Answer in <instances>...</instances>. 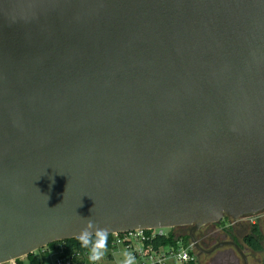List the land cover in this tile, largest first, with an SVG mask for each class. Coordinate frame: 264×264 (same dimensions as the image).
I'll use <instances>...</instances> for the list:
<instances>
[{
  "label": "water",
  "instance_id": "water-1",
  "mask_svg": "<svg viewBox=\"0 0 264 264\" xmlns=\"http://www.w3.org/2000/svg\"><path fill=\"white\" fill-rule=\"evenodd\" d=\"M263 209L264 0H0V264Z\"/></svg>",
  "mask_w": 264,
  "mask_h": 264
},
{
  "label": "flooded vegetation",
  "instance_id": "flooded-vegetation-1",
  "mask_svg": "<svg viewBox=\"0 0 264 264\" xmlns=\"http://www.w3.org/2000/svg\"><path fill=\"white\" fill-rule=\"evenodd\" d=\"M180 228V236L190 238L193 233L209 264H246L245 259L248 264H264V209L239 219L225 215L217 223Z\"/></svg>",
  "mask_w": 264,
  "mask_h": 264
},
{
  "label": "built area",
  "instance_id": "built-area-1",
  "mask_svg": "<svg viewBox=\"0 0 264 264\" xmlns=\"http://www.w3.org/2000/svg\"><path fill=\"white\" fill-rule=\"evenodd\" d=\"M157 236L169 237L165 229L113 234L111 249L107 250V252L113 251L119 246H124L131 252V258L136 264H198V254L191 241L186 244L180 239L175 245L170 244L156 249L152 244H147V242ZM66 250L65 242H57L55 247H45L33 255L41 264H49V262L45 261L48 258L51 260L50 264H72L74 259L85 261L88 264H102L104 258L106 261L109 260V256L102 254L106 251L87 250L77 252L74 255H66ZM5 264H17V260ZM27 264L30 263L28 262Z\"/></svg>",
  "mask_w": 264,
  "mask_h": 264
},
{
  "label": "trees",
  "instance_id": "trees-1",
  "mask_svg": "<svg viewBox=\"0 0 264 264\" xmlns=\"http://www.w3.org/2000/svg\"><path fill=\"white\" fill-rule=\"evenodd\" d=\"M180 239L183 240L184 243H188L190 241L189 236L183 237H175L171 234L169 237L166 236H157L155 239L150 240L147 244H152L154 248L158 249L159 247H164L170 244L175 245ZM113 241V235H103V236H93L91 237V242L82 243L80 239H71L64 241L67 246L66 255H74L77 252H83L87 250H98V251H107L111 249V244ZM57 243L51 244L50 246L55 247ZM30 264H41L39 260L35 257V255H29L28 257ZM17 264H23L21 260H17ZM72 264H88L85 261H81L79 259H74Z\"/></svg>",
  "mask_w": 264,
  "mask_h": 264
},
{
  "label": "rangeland",
  "instance_id": "rangeland-1",
  "mask_svg": "<svg viewBox=\"0 0 264 264\" xmlns=\"http://www.w3.org/2000/svg\"><path fill=\"white\" fill-rule=\"evenodd\" d=\"M166 233L170 236L173 234L176 238L180 236L182 230L180 227L174 228V229H165ZM188 234V233H187ZM183 237H186L187 235L183 234L181 235ZM115 252V260H108L106 262H103L102 264H136L135 261L131 258V252L127 250L124 246H119L117 249L113 250ZM112 251V252H113ZM102 254H107L106 252H103ZM49 264L51 263V260L48 258ZM23 264H27L29 262L28 258H23L22 260ZM209 259L206 256L201 255L198 252V264H209ZM171 264V263H169Z\"/></svg>",
  "mask_w": 264,
  "mask_h": 264
},
{
  "label": "clouds",
  "instance_id": "clouds-1",
  "mask_svg": "<svg viewBox=\"0 0 264 264\" xmlns=\"http://www.w3.org/2000/svg\"><path fill=\"white\" fill-rule=\"evenodd\" d=\"M92 227H93V224L89 220V223H88L86 229L84 231H82V233L80 234V237H79V239L82 243H85V242L90 243L91 242V233L88 231V229H91Z\"/></svg>",
  "mask_w": 264,
  "mask_h": 264
},
{
  "label": "crops",
  "instance_id": "crops-1",
  "mask_svg": "<svg viewBox=\"0 0 264 264\" xmlns=\"http://www.w3.org/2000/svg\"><path fill=\"white\" fill-rule=\"evenodd\" d=\"M117 249V248H116ZM115 252L113 251H108L107 254H105V256H109V260H115ZM46 262H49L48 259H45ZM104 262H106V259L104 258Z\"/></svg>",
  "mask_w": 264,
  "mask_h": 264
}]
</instances>
